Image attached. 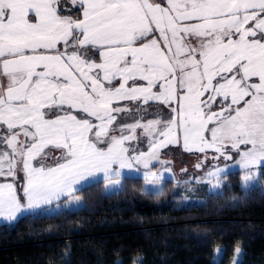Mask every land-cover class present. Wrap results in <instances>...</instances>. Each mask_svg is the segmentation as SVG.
I'll return each mask as SVG.
<instances>
[{
    "label": "snow or ice",
    "instance_id": "1",
    "mask_svg": "<svg viewBox=\"0 0 264 264\" xmlns=\"http://www.w3.org/2000/svg\"><path fill=\"white\" fill-rule=\"evenodd\" d=\"M65 3L0 0V177L12 181L0 183V218L78 199L97 174L113 185L140 167L159 182L151 165L169 171V145L204 154L197 169L212 150L209 180L228 175L219 160L233 154L246 182L264 165V0ZM153 105L168 118L143 122Z\"/></svg>",
    "mask_w": 264,
    "mask_h": 264
},
{
    "label": "trees",
    "instance_id": "2",
    "mask_svg": "<svg viewBox=\"0 0 264 264\" xmlns=\"http://www.w3.org/2000/svg\"><path fill=\"white\" fill-rule=\"evenodd\" d=\"M241 179L229 172L218 191L186 178L160 192L143 177L114 192L92 182L76 191L78 208L0 223V264H232L238 248L239 264H264V166L259 184ZM233 193L248 202H225Z\"/></svg>",
    "mask_w": 264,
    "mask_h": 264
},
{
    "label": "rangeland",
    "instance_id": "3",
    "mask_svg": "<svg viewBox=\"0 0 264 264\" xmlns=\"http://www.w3.org/2000/svg\"><path fill=\"white\" fill-rule=\"evenodd\" d=\"M161 110H164V109H162V107H157V108L154 107L152 115L156 116V113H160ZM165 114L166 113H164V114L162 113V116L164 119H167L166 117L168 115L166 116ZM146 117L147 116L144 117L143 122H146ZM121 120H122L121 123H133L134 122V119H132V118L127 119V120L121 118ZM114 134H117V133H114ZM136 134H137L138 138L142 137V130L137 129ZM136 144H137V142L133 141V142H130L126 146H136ZM242 147H244V146H242ZM138 150H143V151L148 150L146 139H142V138L139 139ZM159 151H160V159L162 161L168 162L164 167L169 169V171H164V168H162L160 164L154 162L151 165L152 170L163 172L164 179L160 180L159 182H153L152 184H149L148 182L144 181L145 190L152 191V192H160L164 188V184H165L166 180L180 181L184 178L194 180V181L199 182V183L207 184L209 190H212V191H218L222 187V184L224 182L223 179L225 176L224 174H221L218 181L215 179L209 180V178L206 176V172L209 169V167L216 165V163H217V161L212 159V157L215 155V153L212 150L207 151L208 160L206 163H204V166L202 169H197L195 167V165L197 163H201L204 160V154L197 153L195 151L194 152H187L183 149L182 144L181 145H175V146L169 145L165 148H161ZM52 153H53V151H51V154ZM59 153H57L56 156H59L60 155ZM53 154H52V156H53ZM236 159H238V157L235 156V154H233V160H231V161H225L223 158H220L219 167L223 168L227 164L230 166L229 172L234 171V170L241 171V173H242V179H241L242 181L241 182H242V185L244 187H249V186L259 184L260 168H254L252 170V172H253L252 178L249 179V181L244 182L243 178H244L245 173L241 170L240 166L235 163ZM50 160H51V157H50ZM51 164H53V163H51ZM262 166H264V165H262ZM123 172L134 175V176L143 177L142 176L143 169L140 167H134L133 169H125V170H123ZM20 177H22V173H19L18 178L15 181V183L17 185L18 194H20L22 196L21 185L23 183V180ZM99 177H102V174H97V176L90 178V180L88 181V184H90L92 182H96L98 180H102V179H99ZM124 178L125 177L122 176L121 182L119 184H113V185H107V182L104 181L105 192H114V191L120 190L122 185H123ZM201 178H203V181L201 180ZM4 182H12V181H11V178L6 179L4 177H0V183H4ZM217 183H219L220 186L219 187H213V185L217 184ZM88 184L81 182V184L77 185L76 188L80 189V188H82ZM262 187L264 189V184ZM74 195H75V197H78V199H69L68 197H62L59 201H53L51 204L41 205L39 208L30 209V210L18 213L16 219L19 218L20 216L24 215V214H28V213H32V212L45 211L47 213H55V212H59V211L65 210V209H74V208H78V207L82 206L84 204L83 197L76 194L75 191H74ZM22 202H23V200H22ZM15 220H12V221H15ZM12 221L6 220L4 218H0V223L12 222ZM238 249H239V252H236V255H235V258H234L232 264H239V260L241 257V249L240 248H238Z\"/></svg>",
    "mask_w": 264,
    "mask_h": 264
},
{
    "label": "crops",
    "instance_id": "4",
    "mask_svg": "<svg viewBox=\"0 0 264 264\" xmlns=\"http://www.w3.org/2000/svg\"><path fill=\"white\" fill-rule=\"evenodd\" d=\"M65 4H68V6L70 5V6H72L71 5V0H66V3ZM0 83H6V81H2V80H0ZM150 103H152V102H150ZM130 107H134V106H132V105H129ZM154 107H158V106H155V105H153V107L152 108H150L149 109V114L148 115H146L147 117H146V121L147 120H149V119H155L156 118V116H154V115H152V112H153V108ZM161 115H162V113L164 114V113H166L165 115L167 116V110L166 109H164V110H161ZM121 118H123V117H118V123H121ZM166 118H168V116L166 117ZM124 119V118H123ZM130 119V118H129ZM118 134V133H117ZM51 151H53V153L55 154H53V156H56L57 155V153H59V151L58 150H55V149H51ZM52 154H51V156H52ZM60 154V153H59ZM50 158L46 161V163H48V164H51V163H54L55 161L53 160V159H51L50 161ZM53 161V162H52ZM77 191V190H76ZM75 191V192H76Z\"/></svg>",
    "mask_w": 264,
    "mask_h": 264
},
{
    "label": "clouds",
    "instance_id": "5",
    "mask_svg": "<svg viewBox=\"0 0 264 264\" xmlns=\"http://www.w3.org/2000/svg\"><path fill=\"white\" fill-rule=\"evenodd\" d=\"M251 178H252V176L249 177V179H251ZM243 180H244V182H246L244 178H243ZM164 195H165V193L161 192L159 194V196H157L156 198L159 199L160 197H162ZM235 200H239L241 204H245V203L248 202V198L245 197L243 194H239L238 195V194H234L233 193V194H228L225 197V202H232V201H235Z\"/></svg>",
    "mask_w": 264,
    "mask_h": 264
}]
</instances>
